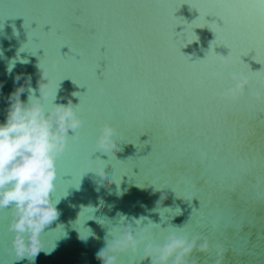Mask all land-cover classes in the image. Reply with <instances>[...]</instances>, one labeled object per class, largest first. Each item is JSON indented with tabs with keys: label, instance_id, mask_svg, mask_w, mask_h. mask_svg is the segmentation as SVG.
Masks as SVG:
<instances>
[{
	"label": "water",
	"instance_id": "water-1",
	"mask_svg": "<svg viewBox=\"0 0 264 264\" xmlns=\"http://www.w3.org/2000/svg\"><path fill=\"white\" fill-rule=\"evenodd\" d=\"M259 7V0H0V122L18 86L15 76L30 75L35 89L38 64L52 60L65 78L55 102L72 99L85 120L79 141L70 138L57 160L52 199L60 215L41 234L44 249L34 259L11 260L5 251L14 238L10 210H0V264H102L96 253L118 235L122 218L141 217L230 244L232 264H264V130L248 139L250 127L259 125L251 107L258 102L249 89L238 105L219 100L217 93L233 86L231 74L242 69L214 63L215 53L227 56L230 49L218 45L225 40L215 23L223 21L205 18L208 9L225 15L239 42L242 24L258 38ZM254 55L242 59L264 73V53L255 57L260 64ZM214 71L223 72L222 84ZM252 90L264 84L254 82ZM106 121L124 142L117 160L96 148ZM89 156L106 161L110 186L85 172ZM242 174L248 181L238 184ZM193 177L202 179L198 190L187 188ZM163 193L168 198L157 208ZM227 222L238 232L225 242L211 226ZM216 258L214 252L193 257L201 264ZM119 264H139V257L121 256Z\"/></svg>",
	"mask_w": 264,
	"mask_h": 264
},
{
	"label": "clouds",
	"instance_id": "clouds-1",
	"mask_svg": "<svg viewBox=\"0 0 264 264\" xmlns=\"http://www.w3.org/2000/svg\"><path fill=\"white\" fill-rule=\"evenodd\" d=\"M232 62L230 55L215 54L214 63L225 70ZM37 67L39 78L35 89L31 87L30 75L15 76L18 86L6 98V119L0 122V210H10L8 231L14 238L11 247L5 245V251L11 260L34 259L44 249L41 234L60 215L52 199L59 175L57 160L69 150L70 138L79 141V130L85 124L72 99L69 98L67 104L55 102L65 79L59 61L40 62ZM211 77L222 80L223 72L214 71ZM21 80L24 83H19ZM232 81V87L217 93L219 100L229 106L239 104L252 85L243 73H233ZM2 87L0 84V89ZM26 91L29 96L25 101L21 97ZM98 92L103 95L106 89L101 86ZM72 95L79 96V92ZM254 99L264 103V93L257 92ZM116 132L106 121L96 140L97 150L108 154V160H117V153L121 151L117 144L124 143ZM106 166L105 160H93L91 156L82 164L85 172L94 171L108 187L113 181L108 178ZM167 198V193H163L157 208H161ZM173 229L156 224L148 217L133 221L122 218L118 235L107 238L106 246L96 253V259L102 264H119L121 256L131 255L139 257V264H195L193 257L197 254L214 252L215 264H226L229 249L224 245L213 244L203 234L192 236ZM79 236L86 241L88 233L81 230Z\"/></svg>",
	"mask_w": 264,
	"mask_h": 264
},
{
	"label": "snow or ice",
	"instance_id": "snow-or-ice-1",
	"mask_svg": "<svg viewBox=\"0 0 264 264\" xmlns=\"http://www.w3.org/2000/svg\"><path fill=\"white\" fill-rule=\"evenodd\" d=\"M259 5L260 7H259V19H258V28H259L258 38H256L254 31L248 24H242L241 36H240L239 42H236L231 38L232 37V26L228 18L225 15H223L222 13L216 12L214 9H208L207 14L205 15V18L207 16H215L223 21V26L213 22L221 30L224 36V40H225V42L218 44V45H223L230 49L229 55L231 56L232 61H233L231 66L241 68L242 69L241 73H243L244 71H247L248 73H250L248 77L252 81V85L254 82L259 83V84H264V73H262L261 70L252 71L250 68V65L245 63L242 57L248 56L250 53L255 52V55L252 57V59L260 64V62L257 59H255V57L258 54L264 53V0H259ZM248 14L251 15V10H249ZM213 52L215 53L214 50ZM96 76H97V70H96ZM97 77L100 78L99 76ZM217 82L222 84V80H217ZM252 85L249 88V94L251 95L253 99L257 92L264 93V90H252ZM251 107L253 108L255 116L258 118L259 125H258V128L250 127V131L248 135L249 141H251L254 138L258 130H264V119L259 118V114L264 113V103L258 102L256 105H252ZM247 123L249 126L251 125V121H248ZM200 180L202 179H197L195 177L191 178L190 180L186 182L187 188L189 190L200 189L201 186H198V182ZM247 181H248V177L244 174H242L238 178V184H243V183H246ZM233 193H236L238 198H241L239 196V192L237 191V188L234 187L232 189V194ZM261 204L264 205V201H262ZM195 226L199 228L200 231H206L208 228L207 225H203V224H197ZM211 227L213 231H215L216 234L218 235V238L225 242L231 240V234L233 232H238V226L234 225L232 222H227L224 224H213ZM229 229H232L233 231L230 233ZM222 245H224L225 248L227 249L231 247V245L228 243H224ZM194 260H195V264H201L200 260L198 259H194ZM226 264H232V259L229 258Z\"/></svg>",
	"mask_w": 264,
	"mask_h": 264
}]
</instances>
